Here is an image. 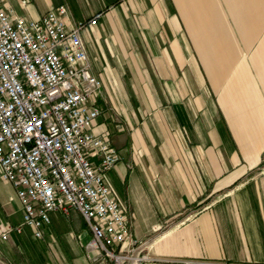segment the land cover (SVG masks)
<instances>
[{
  "label": "crops",
  "instance_id": "0c3cea01",
  "mask_svg": "<svg viewBox=\"0 0 264 264\" xmlns=\"http://www.w3.org/2000/svg\"><path fill=\"white\" fill-rule=\"evenodd\" d=\"M22 1L4 6L30 19L61 4L75 21L99 16L81 37L120 116L100 100L93 131L117 149L106 179L145 242L142 264H264V0ZM13 193L1 202L17 223ZM50 214L44 234L66 219Z\"/></svg>",
  "mask_w": 264,
  "mask_h": 264
},
{
  "label": "built area",
  "instance_id": "2783aa9c",
  "mask_svg": "<svg viewBox=\"0 0 264 264\" xmlns=\"http://www.w3.org/2000/svg\"><path fill=\"white\" fill-rule=\"evenodd\" d=\"M5 1L0 0V180L13 188L9 200L20 203L22 218L0 229V239L27 229L41 239L50 213L69 217L74 211L87 225L90 247L117 262L141 242L132 238L127 203L106 179L119 161L117 149L107 134L93 131L100 100L111 98L93 71L81 31L94 27L99 16L75 21L61 4L30 19L12 16Z\"/></svg>",
  "mask_w": 264,
  "mask_h": 264
},
{
  "label": "rangeland",
  "instance_id": "374dc122",
  "mask_svg": "<svg viewBox=\"0 0 264 264\" xmlns=\"http://www.w3.org/2000/svg\"><path fill=\"white\" fill-rule=\"evenodd\" d=\"M103 102L107 104L103 105L108 107L115 118L120 116V112L112 100L103 99ZM10 191V185L0 180V229L5 228L8 223L16 224L13 222V212L6 211L2 207L3 203L1 202L2 200L4 202V196ZM7 202L11 203L13 201H10L8 198ZM65 218L58 232L46 230L41 239L33 238L29 229L23 234H11L8 240L0 239V264H72V259L76 261L79 257L85 258V263L88 264H142L144 259L139 260V258H145L143 252V245L145 243L143 244L142 241H137V244L139 242L141 244L137 245L138 249L133 251V254L123 252L122 254L127 255L117 262L110 257L99 254L96 250L94 251L97 252L99 257L94 260L92 251L87 252L84 250L81 247V243H78L80 240L77 239V243L74 241L75 226L79 225V223L82 224V228L88 231L84 219L74 211L69 214V217ZM88 233L91 238L89 231Z\"/></svg>",
  "mask_w": 264,
  "mask_h": 264
}]
</instances>
